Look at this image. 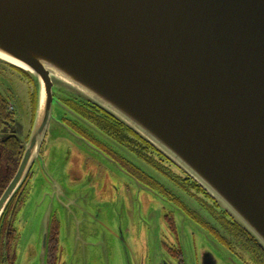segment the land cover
Masks as SVG:
<instances>
[{
	"label": "water",
	"instance_id": "1",
	"mask_svg": "<svg viewBox=\"0 0 264 264\" xmlns=\"http://www.w3.org/2000/svg\"><path fill=\"white\" fill-rule=\"evenodd\" d=\"M0 62L38 92L0 219L39 158L56 96L72 95L162 151L264 249V0H0Z\"/></svg>",
	"mask_w": 264,
	"mask_h": 264
},
{
	"label": "flooded vegetation",
	"instance_id": "2",
	"mask_svg": "<svg viewBox=\"0 0 264 264\" xmlns=\"http://www.w3.org/2000/svg\"><path fill=\"white\" fill-rule=\"evenodd\" d=\"M56 97L57 103L52 107L54 121L49 122L38 159L50 147L48 137L53 135L54 143L64 132L62 129L69 127L90 144L83 142L107 154L141 189L147 188L166 203L159 205L163 207V220L170 234L162 224L161 239L154 245L145 220H129L134 223L131 230L129 221H123V206L117 200L109 201L100 191L92 196L77 184L70 186L69 179L60 174L58 180L67 181L73 188H61L59 197L64 195V211L51 207L45 264H98V258L101 264L103 260L109 264L110 256H115L118 264H264V253L231 215L173 161L98 106L72 95ZM37 98V88L29 73L0 62V197L22 161L34 127ZM36 162L0 219V264H17L16 246L25 237L27 226L33 229L30 243H42L44 215L51 208L31 223L23 211L39 181ZM86 176L79 185L86 186L94 180L92 175ZM53 183L57 185L54 180ZM53 199L56 201V195ZM186 233L193 237V257L189 263L184 247ZM63 240L69 243L65 249Z\"/></svg>",
	"mask_w": 264,
	"mask_h": 264
},
{
	"label": "rangeland",
	"instance_id": "3",
	"mask_svg": "<svg viewBox=\"0 0 264 264\" xmlns=\"http://www.w3.org/2000/svg\"><path fill=\"white\" fill-rule=\"evenodd\" d=\"M62 130L64 131V129ZM24 133L26 135L28 130L24 131ZM60 136L66 137L69 142L63 141ZM51 137V139L50 136L48 137L47 145L50 144V147L47 150L45 149V157L41 155V158L36 162L39 168V181L35 185L34 195L31 196L30 201L23 210L27 217L26 219L29 221L28 223L40 217L42 218L43 214L47 211L46 209L53 208V205L64 211L62 207L65 199L64 195L59 197L61 188H64V185H66L67 188H73L70 186L77 184L92 196H95V193L100 191L103 197H107L109 201L117 200L123 206L124 222H128L133 218L136 220H139V218L143 221L145 220V224L149 227V232L154 238V245L161 239L162 224L165 226L167 233L170 234L169 226H167L166 222L163 220V207L159 205V202L162 205L166 204L161 198L152 194L147 188L141 189L139 186L140 184H137L128 174H124L120 171L107 154H103L95 145L91 144L88 146L84 144L79 135L75 136L74 134L64 131L57 137V143H51L53 142V135H51ZM72 143L74 145H72ZM60 174L65 180L69 179L70 186L66 183L67 181L61 182L58 180L59 176H61ZM88 174L92 175L94 180L88 182L86 186L85 184L79 185L81 182H85L84 180L87 178L86 175ZM73 176L80 177L81 180H75ZM53 180L57 182V185L53 183ZM93 185L98 187H94ZM116 187H118V189ZM55 195L56 201L53 199ZM32 225L34 227L36 226L33 223ZM133 226L134 223L129 221V228H131V230L134 229ZM185 230L190 231L186 227ZM32 231L33 229L27 226L25 237H23L21 243L16 246L18 254L17 264H41L40 244L32 245L29 241ZM200 234L201 232L198 234V238L201 237ZM68 244L67 241L64 242L63 240L64 249L65 245L68 246ZM192 244L193 237L190 236V233H186L184 247L186 248L185 256L187 257L188 263L191 257H193ZM109 261V264H118V260L115 256H110ZM97 262L101 264L100 258H98ZM102 263L106 264L107 261L103 260Z\"/></svg>",
	"mask_w": 264,
	"mask_h": 264
},
{
	"label": "trees",
	"instance_id": "4",
	"mask_svg": "<svg viewBox=\"0 0 264 264\" xmlns=\"http://www.w3.org/2000/svg\"><path fill=\"white\" fill-rule=\"evenodd\" d=\"M83 101H87V102H89L90 104L92 103V104H94V105H96V106H98L97 104H95L94 102H92V101H89V100H83ZM99 107V106H98ZM100 108V107H99ZM101 109H103V108H101ZM104 110V109H103ZM104 111H106V110H104ZM108 114H110L108 111H106ZM111 115V114H110ZM112 116V115H111ZM112 117H114L117 121H119L120 123H122L123 125H125L126 127H128L131 131H133L134 133H136L137 135H139V137L143 140V141H147V140H145L137 131H134L132 128H130L125 122L123 123L122 121H120L119 119H117L114 115L112 116ZM150 145H152L149 141H147ZM153 146V145H152ZM154 147V146H153ZM155 148V147H154ZM156 149V148H155ZM157 150V149H156ZM157 151H159V150H157ZM163 155H165L162 151H160ZM166 156V155H165ZM167 157V156H166ZM168 158V157H167ZM168 159H170V158H168ZM171 160V159H170ZM172 161V160H171ZM174 162V161H173ZM199 184V183H198ZM200 185V184H199ZM201 186V185H200ZM201 187H203V186H201ZM217 202V201H216ZM224 210H226V209H224ZM230 214V213H229ZM232 217V216H231ZM233 218V217H232ZM234 220V219H233ZM234 223H237V222H235V220H234ZM239 226H240V228L242 229V231H243V233H245L246 235H248L249 237H250V239H251V241L253 242V244H255L256 246H257V248L258 249H260L263 253H264V249H263V247L256 241V239L254 238V236L251 234V233H249L248 231H246L239 223H237Z\"/></svg>",
	"mask_w": 264,
	"mask_h": 264
}]
</instances>
